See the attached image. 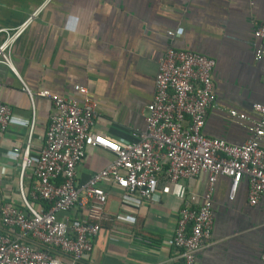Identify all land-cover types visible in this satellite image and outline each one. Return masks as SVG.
<instances>
[{"label": "crops", "instance_id": "obj_1", "mask_svg": "<svg viewBox=\"0 0 264 264\" xmlns=\"http://www.w3.org/2000/svg\"><path fill=\"white\" fill-rule=\"evenodd\" d=\"M25 23V31L11 43L14 71L0 65V101L12 112L8 128L0 132V208L7 202L21 205L18 183L32 124V159L43 145L54 110L39 92L81 100L74 87L86 88L96 104L93 133L134 142L146 129L145 108L155 94L159 62L174 48L215 62L206 137L240 146L250 137L246 126L259 119L253 106L264 104V63L254 57L260 46L254 31L264 25V0H0V44ZM230 111L244 114L247 121L239 124ZM112 160L102 148L89 149L77 167V185ZM23 182L26 196L37 205L32 169L24 172ZM230 186L227 177L214 184L212 237L197 264H264V194L252 207L246 180L233 200ZM100 187L108 195L106 220L91 261L81 264H172L170 245L179 211L192 196V207L203 203L208 176L173 184L162 174L153 198L136 214L122 207L119 189ZM131 216L134 223L123 219ZM69 217L85 220L87 210L77 207ZM23 241L35 244L27 237Z\"/></svg>", "mask_w": 264, "mask_h": 264}, {"label": "built area", "instance_id": "obj_2", "mask_svg": "<svg viewBox=\"0 0 264 264\" xmlns=\"http://www.w3.org/2000/svg\"><path fill=\"white\" fill-rule=\"evenodd\" d=\"M21 25L13 36L0 44V65L14 71L11 43L26 29ZM168 36L176 34L168 32ZM260 42L255 60L264 63V25L254 31ZM214 60L203 55L169 48L159 62L155 94L145 108L146 129L134 142H119L93 133L97 119L95 102L86 88L75 86L73 95H36L48 99L53 114L44 134L38 157L30 156V142L21 161L18 183L21 205L11 202L0 208V264H81L91 261L94 242L106 220L107 193L100 187L109 184L120 191L123 208H136L150 201L162 174L170 183L208 176V190L199 207H192L195 196L181 207L171 238L172 264H197L200 253L209 245L213 230L211 197L219 177L231 180L229 199L233 200L242 180L248 185V203L254 207L264 194V104L253 110L258 121L246 126L249 139L242 145L204 135L207 111L213 104L212 73ZM2 86L0 85V92ZM32 98L30 91L23 86ZM239 124L244 114L230 111ZM11 109L0 101V132L8 128ZM102 148L113 155L112 162L77 185V167L91 148ZM32 169L35 185L32 199L24 191L23 174ZM77 207L87 210V218L75 221L69 214ZM134 223L135 217H123ZM27 237L35 244L23 241ZM264 263V250L261 255Z\"/></svg>", "mask_w": 264, "mask_h": 264}, {"label": "trees", "instance_id": "obj_3", "mask_svg": "<svg viewBox=\"0 0 264 264\" xmlns=\"http://www.w3.org/2000/svg\"><path fill=\"white\" fill-rule=\"evenodd\" d=\"M36 203H37V205H38V204H41L43 207H45V208H47V209L49 208V205H48L47 203H45V202H42V201L39 202V201H38V202H36ZM102 224H103V223H102Z\"/></svg>", "mask_w": 264, "mask_h": 264}]
</instances>
